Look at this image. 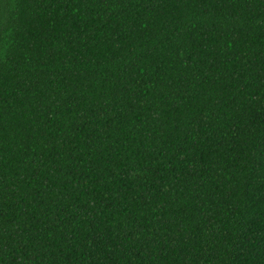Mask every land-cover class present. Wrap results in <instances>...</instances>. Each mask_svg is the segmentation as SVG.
Masks as SVG:
<instances>
[{
  "label": "trees",
  "instance_id": "1",
  "mask_svg": "<svg viewBox=\"0 0 264 264\" xmlns=\"http://www.w3.org/2000/svg\"><path fill=\"white\" fill-rule=\"evenodd\" d=\"M0 264H264V0H0Z\"/></svg>",
  "mask_w": 264,
  "mask_h": 264
}]
</instances>
